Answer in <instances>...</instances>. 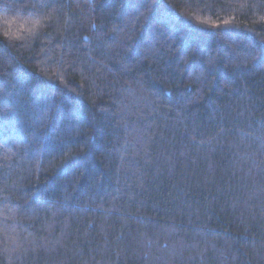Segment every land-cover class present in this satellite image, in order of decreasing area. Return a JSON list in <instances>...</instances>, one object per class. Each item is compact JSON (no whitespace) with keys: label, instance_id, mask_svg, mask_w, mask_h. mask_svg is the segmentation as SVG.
<instances>
[{"label":"trees","instance_id":"16d2710c","mask_svg":"<svg viewBox=\"0 0 264 264\" xmlns=\"http://www.w3.org/2000/svg\"><path fill=\"white\" fill-rule=\"evenodd\" d=\"M0 264H264V0H0Z\"/></svg>","mask_w":264,"mask_h":264}]
</instances>
